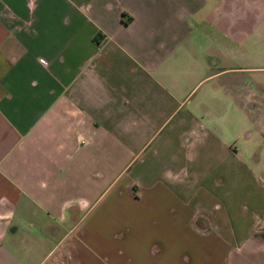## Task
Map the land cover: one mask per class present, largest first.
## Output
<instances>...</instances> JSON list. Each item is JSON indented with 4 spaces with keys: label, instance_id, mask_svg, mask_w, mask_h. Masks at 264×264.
<instances>
[{
    "label": "crops",
    "instance_id": "crops-1",
    "mask_svg": "<svg viewBox=\"0 0 264 264\" xmlns=\"http://www.w3.org/2000/svg\"><path fill=\"white\" fill-rule=\"evenodd\" d=\"M263 40L264 0H0V264H264V147L200 102Z\"/></svg>",
    "mask_w": 264,
    "mask_h": 264
},
{
    "label": "rangeland",
    "instance_id": "rangeland-1",
    "mask_svg": "<svg viewBox=\"0 0 264 264\" xmlns=\"http://www.w3.org/2000/svg\"><path fill=\"white\" fill-rule=\"evenodd\" d=\"M264 44V40H263ZM247 59H238L232 65L243 67L232 72L222 73L210 81L202 84L200 102L209 108L214 102L217 104L213 122L216 129L226 138H232V142L242 147L243 139L250 136V148L257 151L264 147V124H252L264 122V45L256 42L248 47ZM214 85L215 90H211ZM234 91L228 97L226 91ZM247 106V108H245ZM251 107V108H250ZM203 117L201 119L206 122ZM231 141V140H230ZM242 151V150H240ZM261 151L258 153L260 154ZM264 152L259 156V164L254 166V174L264 180ZM243 160L251 162L256 158L243 153Z\"/></svg>",
    "mask_w": 264,
    "mask_h": 264
},
{
    "label": "trees",
    "instance_id": "trees-1",
    "mask_svg": "<svg viewBox=\"0 0 264 264\" xmlns=\"http://www.w3.org/2000/svg\"><path fill=\"white\" fill-rule=\"evenodd\" d=\"M121 15H122V13H121ZM126 21H128V19H126L125 22H126Z\"/></svg>",
    "mask_w": 264,
    "mask_h": 264
}]
</instances>
